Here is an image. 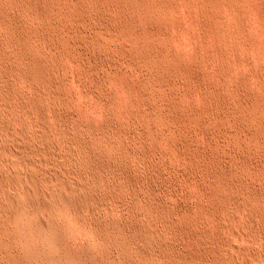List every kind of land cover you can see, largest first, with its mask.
<instances>
[{"label":"rangeland","instance_id":"rangeland-1","mask_svg":"<svg viewBox=\"0 0 264 264\" xmlns=\"http://www.w3.org/2000/svg\"><path fill=\"white\" fill-rule=\"evenodd\" d=\"M0 3V91L18 98L6 105L0 95V115L45 143L39 116L21 106L55 110L46 124L64 121L60 145L73 143L64 151L95 202L83 231L62 239L72 250L56 254L87 247L106 264H264V0ZM33 59L50 76L34 93L14 74ZM3 233L0 220L6 241ZM10 257L0 251L1 264Z\"/></svg>","mask_w":264,"mask_h":264},{"label":"bare ground","instance_id":"bare-ground-1","mask_svg":"<svg viewBox=\"0 0 264 264\" xmlns=\"http://www.w3.org/2000/svg\"><path fill=\"white\" fill-rule=\"evenodd\" d=\"M31 6H33V5H31ZM72 7H74V6H72ZM105 13H107V12H105ZM223 13H224V11H223ZM232 19H233V17H232ZM257 22H258V20H257ZM257 34H259V33H257ZM189 37H190V35H189ZM61 38H63V37H61ZM19 40H21V39H19ZM186 40H185V42H186ZM12 42H13V40H12ZM18 45H17V47H19ZM24 47H23V49H24ZM37 49H39V48H37ZM29 50H30V48H29ZM22 56H24V55H22ZM29 60H30V58H29ZM38 60L34 61V59H33L34 63L29 64L26 68H24V70H25L24 72H20V71L15 72V73L13 72L14 74H17L21 78V81L24 83L25 86L28 87V89L30 91H32V93L37 91L36 89L39 87V85H47L49 83V77L50 76H48L47 72L45 71L46 67L44 68L45 65L43 66L40 63L41 61H38ZM21 61H23V60H21ZM19 68H22V67H19ZM48 89H50V88H48ZM41 92H42V90H41ZM0 93H1L0 94L1 95V101L3 102V104H6V105L8 104V99L10 100V99L16 97V95L15 96L13 95L14 93L10 94L8 91H0ZM36 93H38V92H36ZM50 93L52 94L51 96H54L57 94L53 90L52 91L50 90ZM19 95H21V94H19ZM30 98H32V97H30ZM33 99H35V97H33ZM24 100H25V98H24ZM25 101H24V103H25ZM35 102H36V99H35ZM21 107H22V112L24 114H26V115L37 114L39 116V119L42 122V126L40 129L38 126L39 131L37 133H39V135L44 139L45 143H42V142H40V140L39 141L37 140L36 130H34L35 133L32 132V129H31V132H26L22 129L20 123H19V125H17V124H15V121L8 118L4 114L0 115V194L3 197V202L0 204V220L2 222V226L4 229L3 235L6 238V241H3L0 238V251L4 250V252L10 253V255H11L10 262L12 264H106L102 259H99L98 257H96L93 254L94 252L92 253L87 247H84L76 256H72V255L71 256H61V255L55 253L56 251H62L64 253H66V252H70L72 250V248L69 245H67L66 243H63L62 239H63L65 234L68 235L69 233H81L83 231V228H84V226L82 224V222L84 220L83 218H84V216H86L87 214H89L92 211V209L95 207V202L93 201L92 196L88 193L87 189L84 187L85 184L83 185L77 179L78 174H76V170L78 169L79 164L77 165L76 162L73 160L72 156L69 155V153H68L69 151L68 152L64 151L66 149H69V147L73 143L72 144L70 143L71 145H66L64 143H61V145H60V135L64 136V135L68 134L67 126L63 123L64 121L62 122L60 119L52 121V122L49 121L52 123V125H51L52 127L55 125L53 128H49L47 126L48 123L46 124V120L48 122L49 118L51 119V117L58 115L55 110L47 108L48 110L45 109L46 110L45 113H42L41 110L35 106L33 107L31 105L27 106V105L23 104ZM12 112H13V110H12ZM12 112H11V114H12ZM22 112H21V114H22ZM75 112H77V111H75ZM123 113H124V111H123ZM19 114H20V112H19ZM7 115H9V114H7ZM30 120L31 119H27L25 123L27 124V122ZM32 124H34V123H32ZM28 131H29V129H28ZM54 131L56 132V134L53 133ZM52 134H55V135L53 136ZM124 136H125V134H124ZM53 137H54V139H53ZM71 138H74V137H70V139ZM29 140H32L33 144H30L31 141L29 142ZM6 141H8V142H6ZM55 142H57L56 144L59 143V145L55 146ZM79 160H80V158H79ZM79 160H77V161H79ZM90 173H91V171H90ZM134 176H136V175H134ZM80 178H81V176H80ZM87 187H88V185H87ZM89 188L91 189V187H89ZM39 217H41V218H39ZM57 221H63L64 223L67 222V225L60 226L57 224ZM71 222L78 224L79 228H76V229L71 228V226L68 225ZM97 228H98V226H97ZM139 232H140V234H144V230L142 228L139 230ZM262 232H264V231H262ZM92 233L94 234V236H96L98 238L96 240V244L102 250H104L105 248L107 250V247L104 245L103 239H101L102 238L101 236H103L102 231L101 230L98 231V229L95 228L92 230ZM145 236H144V238H145ZM146 242H148V241H146ZM257 256L258 255H256V258H255L256 260H257ZM149 257H151V256L147 255L144 258L149 259ZM243 257L246 258V256H243ZM247 259H248V257H247ZM245 260L246 259H244V261ZM261 260H259V261H261ZM246 264H249V263H246ZM260 264H263V261Z\"/></svg>","mask_w":264,"mask_h":264}]
</instances>
